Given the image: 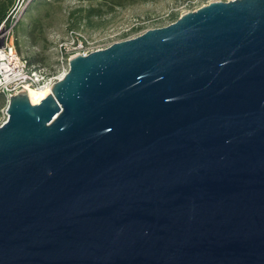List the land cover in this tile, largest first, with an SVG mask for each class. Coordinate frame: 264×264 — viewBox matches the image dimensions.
<instances>
[{
	"label": "water",
	"instance_id": "95a60500",
	"mask_svg": "<svg viewBox=\"0 0 264 264\" xmlns=\"http://www.w3.org/2000/svg\"><path fill=\"white\" fill-rule=\"evenodd\" d=\"M0 124V264H264V0L75 55Z\"/></svg>",
	"mask_w": 264,
	"mask_h": 264
},
{
	"label": "rangeland",
	"instance_id": "374dc122",
	"mask_svg": "<svg viewBox=\"0 0 264 264\" xmlns=\"http://www.w3.org/2000/svg\"><path fill=\"white\" fill-rule=\"evenodd\" d=\"M30 6L29 14L25 11L31 0H15L10 12V19L22 21L26 25L30 19L39 20L41 32L29 37L21 31L14 30L13 40L16 51L33 64H40L50 71L56 67L59 49H70L72 41L81 40L89 48L105 47L124 40L138 32L160 28L168 25L171 15L177 18L192 6L188 1L194 0H156L116 9L112 13L86 18L90 7H97V2L82 0H36ZM198 3L206 0H197ZM227 1V0H219ZM176 18V19H177ZM27 29V28H26ZM16 38V42H15ZM34 41H33V40ZM61 46V48H59ZM5 99V98H4ZM6 104V103H5ZM0 109V124L3 122Z\"/></svg>",
	"mask_w": 264,
	"mask_h": 264
},
{
	"label": "built area",
	"instance_id": "2783aa9c",
	"mask_svg": "<svg viewBox=\"0 0 264 264\" xmlns=\"http://www.w3.org/2000/svg\"><path fill=\"white\" fill-rule=\"evenodd\" d=\"M211 1L215 0H206L200 3H198L197 0L188 1L192 6L185 12L194 11ZM14 24L15 21L9 25H6V23L0 24V95H2L6 101H8L9 97L15 94L25 92L27 88H32L37 91L51 88L52 84L60 80V76L66 73L68 70V61L73 56H86L92 51L103 49L110 45L89 48L81 40L76 42L72 41L69 50L62 51L59 49L56 67L53 71H50L40 64L30 63L25 56L16 51L13 40ZM143 32L144 31L138 32L126 39L134 38ZM59 48H61V46ZM2 115L5 120V111L2 112Z\"/></svg>",
	"mask_w": 264,
	"mask_h": 264
},
{
	"label": "trees",
	"instance_id": "16d2710c",
	"mask_svg": "<svg viewBox=\"0 0 264 264\" xmlns=\"http://www.w3.org/2000/svg\"><path fill=\"white\" fill-rule=\"evenodd\" d=\"M14 1L15 0H0V24L6 23V25H9L10 23H12V20L10 19V12L14 7ZM82 1L97 2V7H90L86 11L87 13L86 18H90L91 16H100L103 13H112L116 9H122L125 8L126 6H132L146 2H153L156 0H82ZM36 2H37L36 0H31L30 5L25 11L24 16L29 14L28 12L31 9L30 6H35ZM176 18H177L176 15H171L170 22L175 21ZM21 22L22 21H15V24L13 26V32L16 29L18 30V28H21L22 32L25 33L26 30V33L29 35V37L33 38L35 34H37L38 32L40 33L42 30V25L41 23H39L38 19L32 18L30 19V22L27 23L26 25H24V23ZM15 42H16V38H15ZM33 61L35 60H29L30 63H32ZM5 103L6 100L2 95H0V109L6 106Z\"/></svg>",
	"mask_w": 264,
	"mask_h": 264
},
{
	"label": "bare ground",
	"instance_id": "6f19581e",
	"mask_svg": "<svg viewBox=\"0 0 264 264\" xmlns=\"http://www.w3.org/2000/svg\"><path fill=\"white\" fill-rule=\"evenodd\" d=\"M63 77V75L60 76V79ZM27 97L31 104H37L39 103L44 97L50 94V88H46L40 91L34 90L32 88H27L25 90Z\"/></svg>",
	"mask_w": 264,
	"mask_h": 264
}]
</instances>
